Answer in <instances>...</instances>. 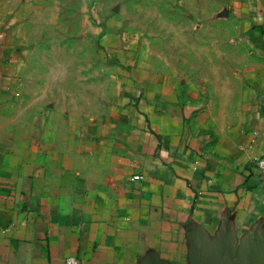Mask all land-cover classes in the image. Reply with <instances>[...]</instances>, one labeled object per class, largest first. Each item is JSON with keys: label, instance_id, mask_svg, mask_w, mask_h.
Listing matches in <instances>:
<instances>
[{"label": "crops", "instance_id": "0c3cea01", "mask_svg": "<svg viewBox=\"0 0 264 264\" xmlns=\"http://www.w3.org/2000/svg\"><path fill=\"white\" fill-rule=\"evenodd\" d=\"M6 57L0 264H191L199 242L264 257V66L213 105L132 72L99 107L59 78L29 91Z\"/></svg>", "mask_w": 264, "mask_h": 264}, {"label": "rangeland", "instance_id": "374dc122", "mask_svg": "<svg viewBox=\"0 0 264 264\" xmlns=\"http://www.w3.org/2000/svg\"><path fill=\"white\" fill-rule=\"evenodd\" d=\"M261 35L264 0H0V51L25 87L59 78L99 107L132 72L232 99L264 66Z\"/></svg>", "mask_w": 264, "mask_h": 264}, {"label": "water", "instance_id": "95a60500", "mask_svg": "<svg viewBox=\"0 0 264 264\" xmlns=\"http://www.w3.org/2000/svg\"><path fill=\"white\" fill-rule=\"evenodd\" d=\"M262 258L255 246L242 247L236 256L227 247L218 250L204 242L193 244L190 251L191 264H264Z\"/></svg>", "mask_w": 264, "mask_h": 264}, {"label": "built area", "instance_id": "2783aa9c", "mask_svg": "<svg viewBox=\"0 0 264 264\" xmlns=\"http://www.w3.org/2000/svg\"><path fill=\"white\" fill-rule=\"evenodd\" d=\"M254 163L257 165V167L260 170V176H261V183H262V187L264 189V160H258V159H254ZM142 177L141 176H133L131 180H141ZM65 264H76L75 260L70 258L67 259Z\"/></svg>", "mask_w": 264, "mask_h": 264}]
</instances>
